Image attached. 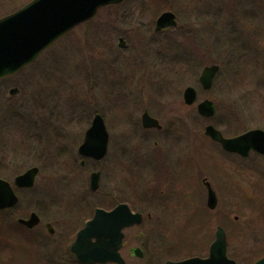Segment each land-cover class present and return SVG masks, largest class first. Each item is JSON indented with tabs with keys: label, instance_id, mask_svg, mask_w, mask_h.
I'll return each instance as SVG.
<instances>
[{
	"label": "rangeland",
	"instance_id": "obj_1",
	"mask_svg": "<svg viewBox=\"0 0 264 264\" xmlns=\"http://www.w3.org/2000/svg\"><path fill=\"white\" fill-rule=\"evenodd\" d=\"M27 1L0 0V18ZM163 11L176 13L179 23L169 32L157 33L155 20ZM127 26L141 29L126 32ZM192 26H201L196 40L206 46L198 49V55L190 48V39L183 40L191 37ZM119 36L129 44L122 50L117 47ZM135 38L139 52L132 43ZM118 57L121 63L149 59L148 82L140 79L131 89L117 88L111 64ZM162 58L166 60L161 62ZM210 63L218 64L220 71L213 87L204 90L199 77ZM189 86L198 91L197 103L206 98L215 103L212 118L200 116L196 105L185 106L183 93ZM145 109L161 121L162 131L143 129ZM96 113L103 116L109 132L108 155L99 166L107 181L117 155L133 154L138 160L135 165L142 167L146 155H160L165 149L175 156L189 154L191 149L210 153L218 161L208 180L220 194V202L229 201L232 240H238L239 232L264 237V204H260L264 196L258 198L255 185L259 179L238 172L243 161L226 154L204 134L208 124L226 136L264 128V0H127L103 8L96 19L65 35L33 64L0 80V159L6 163L2 177L13 182L16 175L36 166L34 186L39 192L86 191L95 166L87 161L82 167L78 149ZM134 122L140 129L133 128ZM68 159H75L71 174L66 172ZM160 171L156 175L165 180ZM149 173L144 166L136 167L134 186L141 191L155 186ZM200 177L188 194L193 213L189 223L166 225L164 230V241L171 237L180 245L176 248L180 253H203L201 247L208 241L209 234L197 226L207 221ZM166 212L174 220L180 217L175 209ZM14 217H7L9 225L15 223ZM208 228L214 230L215 224ZM235 241L232 244L240 243ZM14 243L15 238L9 239L7 247ZM251 243L247 240L245 245Z\"/></svg>",
	"mask_w": 264,
	"mask_h": 264
},
{
	"label": "flooded vegetation",
	"instance_id": "obj_2",
	"mask_svg": "<svg viewBox=\"0 0 264 264\" xmlns=\"http://www.w3.org/2000/svg\"><path fill=\"white\" fill-rule=\"evenodd\" d=\"M30 1L32 0H28L25 4L16 7V9L5 15L17 11ZM103 8L93 18L77 27L87 25L96 19ZM174 14L176 16V25L165 27L161 30H156L158 16L155 20V32H169L170 29L176 28L179 22L177 14ZM184 23L187 25V21H184ZM184 23L182 24L185 25ZM179 27L182 28V25H179ZM200 27L194 28L192 26L190 28L191 37L186 36L183 39H190V48L196 54L198 49L206 47L197 44L196 35ZM140 29L134 26H127L124 31L135 33ZM185 33L187 31L181 32V35ZM126 40L124 36H119L117 46L119 50L129 45ZM132 43H135L134 47L139 52L141 50L138 47L139 40L135 38ZM144 57H146V54H144ZM144 57L138 61L129 59V61L124 63H121L119 57L113 59L111 68L115 72L117 88L131 89L135 87L134 82L140 79L148 82L147 79L150 76L151 69L148 68L147 64L149 59L147 60ZM164 60L166 59L162 58L161 62ZM208 65H211V63ZM140 73L142 74L139 75ZM9 77L11 76L0 80ZM133 109L137 111V108ZM145 112L150 114L145 109L141 115V126L143 129L162 131L164 125H162L163 128L161 129L156 127L145 128L143 126L142 116ZM159 122L161 123L160 120ZM174 123L170 122V124ZM133 124L136 125L133 128L140 129L137 125L138 123L134 122ZM252 129L264 130L262 127H257L242 133ZM209 140L221 147L219 143L210 138ZM221 149L226 154L236 155L243 161V165L237 166L238 172H241L244 176L257 177L259 179L255 185L259 191L258 198L262 200L264 196L262 179L264 178V152L252 149L248 155H242L225 151L222 147ZM190 152L189 154H177L175 156V153L165 149L160 155H146L143 158V166L150 172L149 176L152 182L156 183L155 186H148L146 191H141L140 187L134 186L135 168L140 169L143 166L135 165L138 160L136 161L133 154H131V157L130 154L119 155V157L117 155L115 157L113 160L115 162L114 168L111 169V175L107 181L106 174L103 173V169L99 168V166H102V162L108 152L100 160L83 156L78 152L81 158L79 164L82 167H86L87 161L94 163L95 167H92L94 169L92 172L99 173V185L96 189H92L91 185L84 187L86 191H80L81 188H77L76 191L69 189V192H59L58 195H54L56 194L52 192L54 189L44 193L43 191L39 192V188L34 185H16L15 180L20 174L15 176L13 182L5 179L2 175L6 169V163L0 159V180L9 182L18 198V202L12 207L0 208V264H168V262L181 261L192 256H208L210 245L215 240L219 227L225 232L228 257L235 260L237 264H255L264 257V237L257 233L242 234L239 232L235 235L238 240H232V234L229 232V224L231 222L229 201L226 203L220 202L218 196L220 194L208 180V176L210 177L218 160L210 153L199 154L197 151ZM68 161L70 163L66 164V166L67 169L68 167L70 168L66 172L71 174L75 172V159H68ZM158 169L163 170L161 174L165 176V180L158 178L159 174L156 175ZM199 175L201 176V187L204 191L203 202L207 221L199 222L197 226L201 229V232L205 233L206 231V234H209L208 241L201 247L203 253H199V251L190 252V254L180 253L176 249L180 245H175L171 237L167 236V241H164V230L166 225H184L189 223V215L193 213L190 212L191 204L188 198L191 195L188 194H190V189L194 183L199 182ZM103 179L106 181H103L105 186L102 185ZM168 180L170 184H167ZM188 182L190 184H187ZM208 182L216 194L217 204L215 208H211L208 205ZM30 190H35V192L28 193ZM169 190L171 191L168 192ZM62 195L63 198L59 199ZM68 195L69 197L66 198ZM167 203L172 204L173 207L166 206L168 205ZM260 204H264V201H261ZM166 209L177 210L180 217L175 220L172 217H168ZM98 210L113 211L114 213L111 217L101 215L100 218L96 219L95 224L91 225L90 222L95 218ZM12 216H15V223L9 225L7 217ZM234 219L237 220L238 217L235 216ZM213 224H215L214 230L208 228ZM204 228L207 229L204 230ZM81 232L84 233L80 236ZM120 233L121 237L119 239ZM11 238H15L16 243L7 247V242ZM247 240L252 241V243L245 245ZM232 241H239L240 243L232 244ZM76 249L79 250V255ZM185 254L188 255L185 256ZM100 258L105 260L99 261L98 259Z\"/></svg>",
	"mask_w": 264,
	"mask_h": 264
},
{
	"label": "water",
	"instance_id": "obj_3",
	"mask_svg": "<svg viewBox=\"0 0 264 264\" xmlns=\"http://www.w3.org/2000/svg\"><path fill=\"white\" fill-rule=\"evenodd\" d=\"M124 0H32L18 11L0 19V78L15 74L25 66L34 62L43 51H45L56 40L72 30L82 22L94 17L98 10L109 4H118ZM176 16L172 11L163 12L157 19L156 29L175 26ZM219 70L218 65L206 66L200 76V82L205 89H210L213 79ZM15 92L12 90L11 93ZM197 99V90L189 86L184 91L186 104L192 105ZM198 111L205 117H211L215 108L211 100H203L198 103ZM143 125L146 128L159 127L158 120L152 118L147 112L144 113ZM205 133L212 139L221 143L224 149L230 152H237L248 155L254 150L264 152V131L255 129L244 134L227 138L213 125L206 126ZM109 133L104 118L96 114L92 125L86 131L84 142L79 147L80 154L95 159L103 158L108 150ZM38 168L33 167L25 173L17 176L15 184L18 186H32ZM99 182V173L91 175V187L96 189ZM208 185V205L215 208L217 198L215 192ZM18 202L17 196L11 184L0 180V208H8ZM114 212L98 210L94 220L101 215L111 217ZM84 233V232H83ZM79 234L80 236L83 234ZM121 237V233L119 239ZM79 255V250L76 249ZM104 261V258L98 259ZM168 264H236L228 258L226 253V236L224 230L219 227L216 232V239L210 246L209 256L191 257L178 262ZM255 264H264V258Z\"/></svg>",
	"mask_w": 264,
	"mask_h": 264
}]
</instances>
